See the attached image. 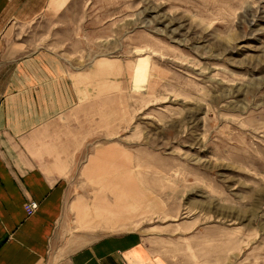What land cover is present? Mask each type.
<instances>
[{"label": "rangeland", "instance_id": "1", "mask_svg": "<svg viewBox=\"0 0 264 264\" xmlns=\"http://www.w3.org/2000/svg\"><path fill=\"white\" fill-rule=\"evenodd\" d=\"M66 2L5 39L76 78L54 124L78 150L69 176L107 180L74 236L141 228L188 238L191 261L264 264V0Z\"/></svg>", "mask_w": 264, "mask_h": 264}, {"label": "crops", "instance_id": "2", "mask_svg": "<svg viewBox=\"0 0 264 264\" xmlns=\"http://www.w3.org/2000/svg\"><path fill=\"white\" fill-rule=\"evenodd\" d=\"M61 1L0 0V264H206L205 253L191 261L183 236L145 234L141 228L101 232L90 240L74 236L83 223L86 229L94 222L95 195L104 196L100 187L107 180L69 176L78 150L54 124L79 105L76 78L56 51L15 53L19 46L5 39L17 23L61 13ZM107 65L102 60L98 69ZM142 67L138 62L134 71ZM79 189L84 192L76 194ZM97 199V208L106 209ZM30 200L39 208L29 216ZM77 216L89 220L76 225Z\"/></svg>", "mask_w": 264, "mask_h": 264}, {"label": "built area", "instance_id": "3", "mask_svg": "<svg viewBox=\"0 0 264 264\" xmlns=\"http://www.w3.org/2000/svg\"><path fill=\"white\" fill-rule=\"evenodd\" d=\"M38 208L39 203L36 200H30L25 204V210L29 216L33 215Z\"/></svg>", "mask_w": 264, "mask_h": 264}]
</instances>
